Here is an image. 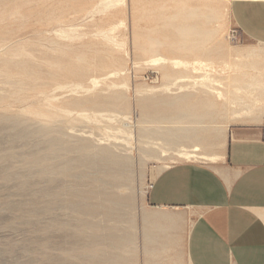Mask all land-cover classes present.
<instances>
[{
    "label": "rangeland",
    "instance_id": "1",
    "mask_svg": "<svg viewBox=\"0 0 264 264\" xmlns=\"http://www.w3.org/2000/svg\"><path fill=\"white\" fill-rule=\"evenodd\" d=\"M232 1L209 0L218 15L210 27L218 30L213 40L219 44L221 55L211 54L215 48L212 43L209 61L203 62L206 68L199 66L198 72H194L190 61L174 69L161 54L145 55L136 49V0H32L30 6L20 8L15 19L7 11L0 21V64H22L28 75L9 78L0 72V116L20 119L17 127L9 122L0 124V157L12 154V159H2L0 165L15 171L23 167L21 161L26 156H42V136L32 137L30 143L11 142L8 138L30 126L55 127L46 137L51 142L60 141L63 135L67 137L68 145L63 141L57 147L60 150L55 151L57 163L78 158L77 147L82 146V139L97 147L111 146L108 148L112 152L128 156L132 163L129 189L114 188L106 195L87 199V206L97 204L98 209L92 213L89 209L79 212L70 203L75 198V188L92 193L100 186L88 182L90 171L84 167L56 174L53 183L47 178L31 177L25 190H19L20 180L5 182L0 174V264H84V239H100L106 234L132 237L129 246L116 251L131 255L135 264H162L156 259L151 261L154 258L144 252L148 241L144 219L153 211L144 205V198L164 166L186 161L174 156L176 147L169 148L153 134L164 130L148 123L143 114L164 113L166 97L182 101L187 95L203 94L221 110L209 131L223 130L228 125L255 124L264 116V96L259 94L264 92L263 57L257 48L245 45L240 31L232 27ZM16 3L19 0H0V10L13 9ZM28 7L33 12H27ZM43 9L46 10L42 13ZM76 57L84 62L78 63ZM163 67L185 77L177 79L172 74L164 80ZM191 76L201 78H188ZM109 101L112 106L107 105ZM179 107L183 108V104ZM213 142L202 152L216 151ZM56 185L59 189L55 199L44 198L41 189ZM21 199H34L39 207H49L32 227L23 224L15 208L14 213L3 210L6 201ZM125 201L131 204L127 206ZM115 212L128 215L133 223L116 218ZM188 225L185 222L175 234L179 264H187L181 241ZM91 245L94 253H101L98 243Z\"/></svg>",
    "mask_w": 264,
    "mask_h": 264
},
{
    "label": "bare ground",
    "instance_id": "2",
    "mask_svg": "<svg viewBox=\"0 0 264 264\" xmlns=\"http://www.w3.org/2000/svg\"><path fill=\"white\" fill-rule=\"evenodd\" d=\"M31 3L32 0H19V3L13 6V9L9 8L5 10L4 8L0 10V21L3 20L8 12L10 13V17L15 19L16 16L20 14V8L30 6ZM136 4L138 6L136 8L138 15L135 18L134 41L137 50L145 55L161 54L164 61H169L174 69L184 65L186 61H190L189 63L192 64L194 72H198L199 66L206 68L203 62L209 61V48L212 43L215 44V37L218 35V30L210 27L211 23L218 20V15L215 8L209 3V0H136ZM27 10V12H29L32 9L28 7ZM45 10L46 9H43L42 13ZM32 12L30 14H32ZM230 21L232 27L237 29L231 16ZM140 23H144L145 26L143 28L139 27ZM218 45L215 44L214 51H211V54L215 53L221 55ZM75 59L78 63L84 62V59L81 57H76ZM0 72L4 73L5 76L9 78L16 76L25 77L28 75V72L22 64H14V66L0 64ZM172 74H174L177 79L185 77L181 76L180 73L169 71L166 67L162 68L164 80H169ZM77 76H81V73H77ZM188 78L198 80L201 76H191ZM259 94L264 96V92L262 91L259 92ZM202 95L203 94L198 95L197 97H190L187 95L182 101L178 97H174V99L166 97L167 108L164 113H144L143 118L151 125L164 130V132L160 134L158 131H155L153 134L157 137L159 136L161 141L169 146V148H177L174 154L177 159L186 162L199 160L213 166L221 160L220 153L223 148L224 137L221 130L209 131L208 127L209 125L212 126L215 115H220L221 110L219 105L208 96L204 97ZM108 103L110 104L107 105H111L112 101ZM180 104H183V108L181 109L179 107ZM174 106L176 107L174 108ZM180 111H182V113H180ZM18 120H20L18 117L0 116V124L9 122L12 127L20 126ZM53 128L55 127H24L20 129V131L14 132V135L8 136L11 142L25 140L28 143L33 139L32 137L42 136V138L45 139L42 141L45 150L42 156H36L35 154L26 156L25 160L21 161V165H23L21 169L16 168L15 171H13L12 168L7 165H0L2 180L5 182L20 180L21 186L19 190H25V184L31 177L40 179L47 178L49 182L53 183L57 178L56 174L61 175L62 172H70L77 166L84 167L90 171V175L87 176L88 182H97L100 186L97 190L96 188L95 190L93 189L92 193L90 191L86 193L87 190L85 189L81 191L75 188V190L72 191V196L75 198H73L70 203L77 211L80 212L81 210L89 209V213L96 211L98 208L97 204H88V206L87 203L84 204V201H87V199L94 198L97 194L106 195L105 193L107 191L109 193V191L114 188L129 189L128 177L132 161L130 162L128 156L123 157V154L122 156L115 154L112 152L113 150L111 151L108 148H111V146L97 147L92 145L88 140L82 139V146L77 147V150H79L77 153L78 158H69L61 162L59 160L57 163L58 157L55 155V151L60 150L57 147L63 145V141L64 144L65 142L67 143V146L68 142L66 139L67 137L64 135L61 136L60 141H56L58 143L55 141H52L55 142L52 143L48 140L46 137L53 133ZM197 130L200 131L197 132ZM212 140L214 141L213 143L216 146L217 152H202V149L211 145ZM39 144H37V146ZM11 155L12 154H9L7 157H0V160L3 159L7 161L8 158L10 160L12 159ZM167 167L169 166H164L163 169ZM57 171H59V173ZM64 188L66 187L63 186V189ZM56 189H59L57 185L56 188L47 186L41 189V194L44 198L52 200L55 199ZM77 199H79V201H77ZM115 203L117 204L116 201ZM124 204L129 206L131 202L125 201ZM14 208L18 211L16 213L19 215H16L23 224L32 227L36 219L44 215L49 207H39L38 202L34 199H21L6 201L3 210H10L14 213ZM193 214L194 213L190 210H153L147 213L144 219L147 230L145 239L148 240L145 242V255L151 258L153 257L154 259L151 261L156 259L157 262L162 264H179L178 253L175 249L176 247H174V241L176 240L175 232L177 230L176 226L185 220L191 223L189 220ZM108 215L112 216L113 213H107V216ZM113 216L118 219H125L129 224L133 223L131 217L123 215L121 212H115ZM189 226L190 224L188 225V229ZM45 228L46 231L50 230V227L47 225ZM184 239L181 241L182 245ZM131 241L132 237L129 235L118 237L113 234H106L100 239H93L92 237L85 238L84 246L81 251L82 261H84V264H135L134 258L131 255L126 256L116 251L129 246ZM93 242L95 244L98 243L99 246L102 247L100 248L102 249L101 253H94V251H92L93 245L91 244H93ZM28 256L30 257L32 254L30 255L28 253ZM48 262L49 259H46V263Z\"/></svg>",
    "mask_w": 264,
    "mask_h": 264
},
{
    "label": "crops",
    "instance_id": "3",
    "mask_svg": "<svg viewBox=\"0 0 264 264\" xmlns=\"http://www.w3.org/2000/svg\"><path fill=\"white\" fill-rule=\"evenodd\" d=\"M229 12L244 44L263 57L264 83V0H233ZM221 131L216 165L188 161L163 169L144 205L194 213L183 242L187 264H264V116Z\"/></svg>",
    "mask_w": 264,
    "mask_h": 264
},
{
    "label": "built area",
    "instance_id": "4",
    "mask_svg": "<svg viewBox=\"0 0 264 264\" xmlns=\"http://www.w3.org/2000/svg\"><path fill=\"white\" fill-rule=\"evenodd\" d=\"M150 187H151V184L148 186V189H149ZM148 189H147V190H148Z\"/></svg>",
    "mask_w": 264,
    "mask_h": 264
}]
</instances>
